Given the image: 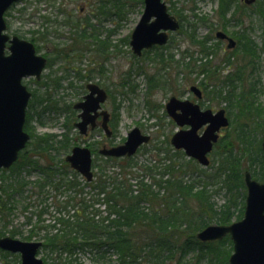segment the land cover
I'll use <instances>...</instances> for the list:
<instances>
[{
  "label": "trees",
  "instance_id": "1",
  "mask_svg": "<svg viewBox=\"0 0 264 264\" xmlns=\"http://www.w3.org/2000/svg\"><path fill=\"white\" fill-rule=\"evenodd\" d=\"M92 1L101 14L120 18L125 16L128 7L142 5L143 2V0ZM218 1L215 12L217 21L204 16L197 17L194 12L192 23L186 22L184 17L179 18L178 32L184 34L188 42V47L181 52L180 61L174 60V53L163 54L159 51L160 53L155 54V61L158 60L161 66L170 64L171 67V64L175 63L181 65L182 71L186 70L188 74L199 78V84L205 91L207 100L210 97L219 103L223 102L229 116L230 109L234 110L231 128L229 125L225 129H229L230 132L227 130L225 136L214 145L216 149L213 153L217 160H213L210 166L213 168L212 174H206L205 170L200 169L192 159L183 161L185 158L181 151H172V148L168 147L166 159L169 162L163 165L159 179L153 177L154 167L158 169V165L146 168V173L152 177L146 181L144 175L132 171L135 166V163L132 165L133 157L121 159L108 157L104 158L105 166L95 163L94 158L97 171L94 172V179L91 182L80 180L81 177L70 169L64 157H60L72 147L71 132L76 120L73 104L69 103L63 109L67 125L60 135L38 134L30 125L33 116L41 113L36 112L37 103H45L43 113L52 111L62 114L60 106L55 101L51 105L49 88L54 80L48 76L46 80L42 79L39 82L46 89L45 95L40 99L35 91L32 92L33 99L29 101L26 111L24 129L30 134V141L20 153L18 160L7 171H3L0 187V236L5 235L9 224L7 218L15 208L13 201L16 196L26 200L23 206L25 211L33 206L36 209L27 217L26 223H30L33 216L39 222L42 216L48 213V206L42 203L47 200L50 189L54 191L52 203L57 213L50 228L56 231L52 234L46 232L42 239L43 248L49 250L53 260L58 264H84L75 256L76 252L93 254V261H97L103 259L108 251L116 254L118 260L124 264H139L147 257L152 258L154 264H161L164 261L183 264L181 261L192 250L198 251V258L209 256L210 264L212 260L210 255L219 260V263L228 264L227 258L232 251L229 236L220 241L201 243L196 239V234L210 224L227 225L241 219L246 194L243 182L246 171H249L254 179L264 181V155L261 149L264 105L254 99L257 90L247 77L248 72L255 68V60L258 58L254 41L249 36L240 38L243 52L234 71L229 70L228 54H224L213 64V58L218 54L216 44L219 41L213 40L212 32L214 29L225 28L227 21L224 20L228 14L229 17L233 16V11L230 10L236 0ZM261 15L264 37L262 10ZM45 19L48 20L46 17ZM79 21L77 20L74 25H81L82 22ZM199 22L210 27V33L200 38L195 34ZM79 28L82 30L79 38L85 40L92 35L93 40L101 44L100 50L97 49L99 55L106 59L112 48L109 44V35L99 39L98 35L87 32L86 26ZM39 39L33 37L30 41L35 44L34 41ZM169 43L164 49L170 47ZM35 46L38 52L39 46L36 44ZM184 59H187V62L182 64L181 61ZM71 69L75 71L79 80L92 79V73L89 71L84 74L81 68ZM94 71L103 76L104 68L100 64ZM155 76L151 75L150 78L157 84L159 82ZM80 88L84 92L83 84ZM100 142L101 140L96 141L92 145H99ZM169 154L174 156L173 160ZM121 160L124 164L120 166ZM195 170H200L202 177L186 182L183 176ZM33 171L37 172V178L27 179L28 175L25 173ZM164 175H167L166 179L162 178ZM214 182H217L219 187L210 191L208 186ZM197 184H200L199 187ZM86 188H89V191H86ZM217 190H223L225 193L224 201L219 206L211 201L213 192ZM62 195L65 196L59 202L57 197ZM35 199L38 200V204L33 205L32 201ZM101 205L103 209H100ZM46 228L48 229L42 226L31 228L25 239L30 240L35 236L37 234L35 229ZM7 232L12 237L17 234L16 230ZM226 245L229 247L227 251L223 250Z\"/></svg>",
  "mask_w": 264,
  "mask_h": 264
},
{
  "label": "rangeland",
  "instance_id": "2",
  "mask_svg": "<svg viewBox=\"0 0 264 264\" xmlns=\"http://www.w3.org/2000/svg\"><path fill=\"white\" fill-rule=\"evenodd\" d=\"M92 2V0H73L71 2L69 0H22L11 6L5 13L6 33L17 35L29 41L33 37H39L40 39L34 42L39 46V54L44 55L48 60L40 80L36 81L33 78L27 77L24 78L23 84L26 85L31 93L35 91L36 96H39L41 99L45 95L46 89L39 82L42 79L46 80L48 76L52 78L54 82L50 83V102L52 105V102L55 101L62 111V114L52 111L50 113L46 111L43 113L45 103H37L36 112L41 113L40 115L33 116L30 125L38 134L55 133L56 135H60L65 130V125H67L66 114L63 113L64 107L69 103L74 104L82 99L86 93L85 85L88 82L97 83L109 93V97L104 104V108L111 114L112 124L110 129L113 132L109 142L111 145L122 143L127 133L134 127L139 128L143 134H148L150 136L149 142L141 146L133 156L134 161L132 165L135 163V166L132 171L142 174L146 179L150 180L152 177L146 173V168L158 165V169L154 167L155 174L153 177L159 179L160 173L163 171V165L169 162L166 159L167 148L171 147L173 151V147L169 142L170 137L178 130V127L166 114L165 104L171 96L187 98L190 95L188 92L189 86L198 85L199 78H195L193 74H188L186 70L182 71L181 65L178 66L175 63L171 64V67L170 64L161 66L158 64V60L155 61V54L159 51L163 54L167 52L174 53V60L178 59L180 61L181 52L188 47V42H186L184 34H180L178 31L173 32L170 34L169 48L162 50L152 49L141 57L136 58L132 54L128 42L130 34L142 14V5L137 4L128 7L125 16L120 18L114 15L101 14ZM218 3V0H168L167 6L177 19L184 17L186 22L192 23L194 21L192 12L196 13L197 17L204 16L209 20L214 19L217 21L215 12L217 11ZM261 10L264 11V0H255L251 5H245L242 0H236L230 10L231 12L233 11V16L229 17L228 14L224 20L227 21L225 28L214 29L212 35L215 36L217 30H222L228 35L232 32L237 35L244 33L254 41L258 58L255 60V68L253 71L248 72L247 77L248 81L254 83L257 90L254 99L264 105V37ZM236 18H240V21L236 22L232 20ZM67 20L69 23L66 22ZM75 20H82L81 25L75 26ZM186 22L184 23L186 24ZM81 26H86L87 32L89 31L92 34L98 35L99 39H104L109 35V44L112 45V48L111 52L106 55V59L99 55L97 49L100 50L101 44L95 42L92 35L88 36L85 40L79 38V34L82 31L79 28ZM35 31L37 33H33ZM208 33H210L209 26L200 22L196 25L195 34L197 37H203ZM214 39L216 38L214 37ZM228 51L226 43L218 42V56L213 59V64L217 63ZM194 57L197 56L194 55ZM186 62L187 59L181 61L182 64ZM100 64L104 68L103 76L94 71ZM72 67L83 69L82 73L84 74L89 71L92 73V79L90 81L79 80L75 71L71 69ZM154 74L159 82L157 84H154V80L150 78ZM56 79H58L57 83H60L59 86L55 81ZM162 81H165V83ZM82 84L84 92L80 88ZM204 96L201 104L203 108H211L213 110L225 108L223 102L219 103L210 97L207 100L205 91ZM32 99L33 97L30 100ZM231 110L229 117L230 128L234 113V110ZM227 130H222L220 136H225ZM71 133L73 136L72 146H88L89 143H96L99 140H104V143H107L102 131L100 136L96 133L94 136H89L88 139L79 135L75 128ZM93 148H95V163L97 162L99 165L105 166L104 157L97 153L101 145L95 144ZM213 152L209 156L210 164L207 167L197 164L208 175L212 174L213 171V168L210 167L213 164L212 161L217 160V156ZM66 154L67 152L61 154L60 157H65ZM169 155L173 160L174 156ZM97 156L98 158L96 159ZM183 156L185 158L183 161L188 159L184 154ZM121 164H124L123 160L120 161L119 165L121 166ZM215 165L216 163L214 167ZM96 171L97 167L93 162V174ZM110 171H112V168ZM25 175H28L27 179L34 180L38 174L36 171H33L25 173ZM200 177H202L200 170H195L186 173L183 179L186 182H190ZM162 178L166 179L167 175H164ZM199 185L197 184L196 186L199 187ZM218 187L219 184L214 182L208 186V189L213 191L218 189ZM85 190L89 191V188ZM48 192L49 196L47 200L42 203V205L46 204L48 206V213L43 215L39 222L33 216L31 222L28 224L26 223L27 217L36 209L33 206V208L25 211L23 206L26 204V200L20 199L18 196L15 197L13 201L15 208L7 218L9 224L6 227L5 236H10L9 232H7L8 230H16L17 234L14 238L24 241L43 242L42 238L46 232L52 234L56 231L50 228V225L54 222V217L57 216L56 207L52 203L54 191L48 189ZM160 192L162 193L163 190L161 189ZM64 196L57 197L59 202ZM224 198V191L217 190L213 192L211 201L216 206H219L223 203ZM32 203L33 205L38 204V200L35 199ZM37 208L39 209L40 205ZM100 209H103V205L100 206ZM37 226L48 227V229H35L37 234L30 240L25 239L29 230ZM223 250L227 251L229 247L226 245L223 247ZM75 256L84 264H124L111 251H108L103 259L97 261H93L92 257L94 255L88 252H76ZM175 256L177 258L178 254ZM210 256H212L211 264H222L213 255ZM38 257L43 259L45 264H58L53 260V255L50 254L49 250L43 247L40 249ZM198 257V251L192 250L185 255L181 262L183 264H210L209 256ZM0 264H20L19 255L9 253L4 255V253H0ZM139 264L154 263L152 258L149 259L147 257V259ZM161 264H175V261L171 263L164 261Z\"/></svg>",
  "mask_w": 264,
  "mask_h": 264
},
{
  "label": "water",
  "instance_id": "3",
  "mask_svg": "<svg viewBox=\"0 0 264 264\" xmlns=\"http://www.w3.org/2000/svg\"><path fill=\"white\" fill-rule=\"evenodd\" d=\"M19 1L21 0H0V170L9 168L17 160L19 152L30 139L23 127L31 92L22 80L26 77L39 80L46 65V58L36 53L31 41L6 33L4 14ZM243 1L252 4L255 0ZM143 3V12L129 40L131 51L136 56L154 45H165L169 38L168 32L179 28V22L168 11L165 0H143ZM215 35L228 40L227 48L234 46V40L224 32L217 31ZM86 89L83 99L74 104V109L79 110V120L75 127L80 134H85L88 125L94 128L96 118L101 116V127L109 136V113L101 109L107 99V92L95 83H88ZM190 90L200 97V90L196 86H191ZM165 110L177 126H188L171 136L170 144L173 148L183 150L188 158L204 167L208 166V154L219 138V131L229 125L225 110H201L198 104L175 96L168 99ZM203 127V131L199 133ZM149 138L139 128L134 127L122 144L103 148L99 152L115 158L130 157ZM261 149L264 154V132ZM65 160L71 169L87 181L92 179L89 148L75 146ZM244 185L246 196L242 219L229 225H208L196 234V238L206 243L229 235L233 245V251L228 258L229 264H264V182L256 181L249 172H245ZM41 245V242L24 241L10 236L0 237V250L18 253L20 264H44L37 257Z\"/></svg>",
  "mask_w": 264,
  "mask_h": 264
},
{
  "label": "flooded vegetation",
  "instance_id": "4",
  "mask_svg": "<svg viewBox=\"0 0 264 264\" xmlns=\"http://www.w3.org/2000/svg\"><path fill=\"white\" fill-rule=\"evenodd\" d=\"M70 2L71 1H73V0H69ZM166 2V1H165ZM242 2L244 3V1L242 0ZM255 2V1H254ZM253 2V3H254ZM252 3V4H253ZM245 5H251V4H246V3H244ZM81 9V8H80ZM169 9V8H168ZM170 10V9H169ZM232 20H234V21H236V22H239L240 21V18H236V19H232ZM81 22H82V20H80ZM66 22H68L69 23V21L67 20ZM73 22V21H72ZM76 22V20L74 21V23ZM71 23V22H70ZM222 29V28H221ZM262 30H263V28H262ZM222 31V30H221ZM224 32V31H223ZM227 34V33H226ZM227 36L229 37V38H231V39H233L234 40V42H235V44H234V46L232 47V48H227V44H228V40L226 39V38H223V39H220V38H217L216 37V35L214 36L216 39H217V41H219V42H222V43H226V49H228L229 51L226 53V54H228V55H230V66H229V70H231V71H234L235 69H236V66H237V64H238V62H240V60H241V52H243V50H241L242 48H243V44H242V42L240 41V38L241 37H244V36H247V35H245L244 33H241V34H239V35H237L236 33H234V32H232L230 35H228L227 34ZM238 37H239V39H238ZM216 39H213L214 41H216ZM216 41V42H217ZM242 41H244V40H242ZM216 45H218V44H216ZM166 46V44L165 45H162V46H158V45H154V46H152L151 48H149V49H144V50H142V54L140 55V56H134V57H136V58H139V57H141L144 53H148L150 50H154V49H164V47ZM235 54L237 55V56H235ZM218 56V55H217ZM214 59V58H213ZM200 82V81H199ZM199 82H198V85H194V86H196L199 90H200V97H197V95L194 93V92H192L191 90H190V87L191 86H193V85H191V86H189V88H188V92H189V94L191 95H189L187 98H181V99H185V100H189V101H191V102H193V103H196V104H198L199 105V107H200V109L201 110H205V109H211V108H203L202 106H201V104H202V98H203V96H204V90H203V88L200 86V84H199ZM205 97V96H204ZM102 108L103 109H105L104 108V104H103V106H102ZM212 111H217L218 109H216V110H213V109H211ZM226 113H227V111H226ZM78 120V118L76 117V121ZM101 121H102V117L101 116H98L97 118H96V120H95V127L94 128H91L90 127V125H88V127H87V131H86V133L85 134H83V136L84 137H86L87 139L89 138V136H91V135H95L96 133H98V132H100V134H101V131L105 134V132H104V130H103V128L101 127ZM75 123V122H74ZM111 114L109 113V120H108V128L110 129V126H111ZM110 131H111V133H110V135L109 136H106V134H105V141L107 142V143H104V140L102 141L101 140V142H100V145H101V148H99L98 150H97V153L101 150V149H103V148H109V147H112V146H114L113 144L111 145V143L109 142L110 141V138H111V136H112V130L110 129ZM99 134V133H98ZM100 134H99V136H100ZM88 136V137H87ZM108 143H110V144H108ZM93 143H89L88 144V147H89V149L93 152V155H95V152H94V150H95V148H93V147H91V145H92ZM99 154H100V152H99Z\"/></svg>",
  "mask_w": 264,
  "mask_h": 264
}]
</instances>
